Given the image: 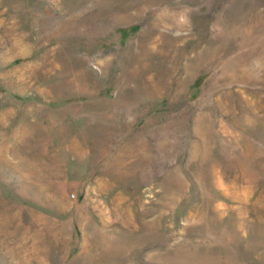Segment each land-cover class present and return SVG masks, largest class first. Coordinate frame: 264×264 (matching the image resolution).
<instances>
[{
  "label": "rangeland",
  "instance_id": "374dc122",
  "mask_svg": "<svg viewBox=\"0 0 264 264\" xmlns=\"http://www.w3.org/2000/svg\"><path fill=\"white\" fill-rule=\"evenodd\" d=\"M0 264H264V0H0Z\"/></svg>",
  "mask_w": 264,
  "mask_h": 264
}]
</instances>
